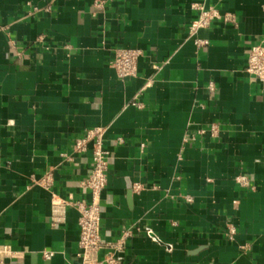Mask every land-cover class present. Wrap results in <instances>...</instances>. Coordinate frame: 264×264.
Here are the masks:
<instances>
[{
	"label": "crops",
	"instance_id": "1",
	"mask_svg": "<svg viewBox=\"0 0 264 264\" xmlns=\"http://www.w3.org/2000/svg\"><path fill=\"white\" fill-rule=\"evenodd\" d=\"M99 1L0 0V244L24 252L14 264H82L78 210L51 225L52 194L37 181L51 171L61 197L89 200L92 144L73 146L100 127L102 235L117 244L131 230L101 257L264 264V83L245 70L264 43V0ZM198 5L235 21L191 36ZM111 47L143 50L137 76L118 77Z\"/></svg>",
	"mask_w": 264,
	"mask_h": 264
},
{
	"label": "built area",
	"instance_id": "2",
	"mask_svg": "<svg viewBox=\"0 0 264 264\" xmlns=\"http://www.w3.org/2000/svg\"><path fill=\"white\" fill-rule=\"evenodd\" d=\"M103 2L95 0L97 8L103 7ZM199 10L198 16L191 22L189 27L190 35H196L200 28L209 27L214 21L234 22V15L231 13H222L215 7L196 6ZM198 46L208 44L203 39H195ZM113 56L110 60L111 66L116 70L120 79L124 80L135 77L138 74V65L143 50L130 47H111ZM246 72L253 76L258 82L264 83V43H256L249 47ZM210 90L215 89V85H209ZM138 107L142 103L134 102ZM219 128L216 125L211 126L213 134L218 133ZM103 128L97 127L88 129L84 135L79 137L73 146L74 153L87 151L92 144V161L89 173L81 179L80 187L84 192L90 193L89 200H77L73 196L68 198L61 197L54 190V176L51 171L46 172L37 182L51 191L52 194V213L50 218L51 225H59L66 222L67 211L69 208H75L79 212L80 238L77 256L82 264H119V258L114 253L109 252L105 257H101V252L106 247L117 251L123 248L125 240L130 236V231H125L117 244L107 242L102 235V192L108 183L110 151L105 146ZM122 141V139H119ZM71 159L70 155H65ZM236 180L242 186L247 187L249 178L244 174L236 176ZM142 185L135 184L134 189L140 190ZM186 201H192V197L186 196ZM234 234V230H231ZM114 252V251H113ZM23 251H17L9 244H0V264H14V259H21ZM55 255L54 251H43L45 259H51Z\"/></svg>",
	"mask_w": 264,
	"mask_h": 264
}]
</instances>
